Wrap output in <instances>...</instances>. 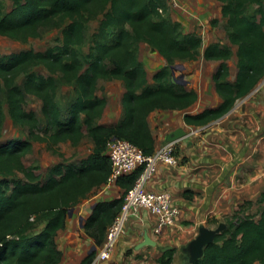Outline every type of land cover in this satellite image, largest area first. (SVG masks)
<instances>
[{
  "label": "trees",
  "instance_id": "obj_1",
  "mask_svg": "<svg viewBox=\"0 0 264 264\" xmlns=\"http://www.w3.org/2000/svg\"><path fill=\"white\" fill-rule=\"evenodd\" d=\"M222 13L228 18L231 45L219 41L205 47L204 56L220 61L213 78L222 97L215 107L185 115L192 125H207L226 115L237 100L249 94L264 78V0H220ZM0 0V36L21 41L42 35L45 28L61 27L62 43L45 51L33 48L19 53L0 54V135L6 106L12 118L30 129V139H13L0 144V264H62L63 252L57 242L59 231L73 207L106 183L112 170L108 142L112 137L126 138L147 154L156 149V139L149 115L156 109H186L199 94L174 81L171 68L176 59H197L203 45L201 35L183 32L179 21L166 16V0ZM258 5L250 12L253 5ZM103 15L99 33L110 42L96 40L89 66L79 52L87 39L90 20ZM140 41H147L166 58L168 64L153 76L156 85H149L148 72L139 59ZM238 56L235 81L229 76V59L233 46ZM44 65L52 72H62L66 81L75 84L78 96L64 115L56 95L55 76L39 74L35 67ZM23 77L22 84L19 78ZM100 78L122 79L124 117L117 123L98 122L107 105V98L97 94ZM28 94L42 101V113L49 134H41L40 118L35 110L25 107ZM84 114V118L83 115ZM83 124L93 138L91 154L80 164H56L53 173L43 181L36 167H28L24 156L33 140L54 143L70 140L78 144L85 136ZM142 168L122 176L118 184L124 192L111 200L97 201L84 222L88 235L101 245L109 225L121 210L125 192L135 184ZM18 172H23L20 177ZM189 197L190 192H186ZM260 217L241 214L247 200L226 221L228 227L215 242L205 248L204 256L193 264H264V190ZM97 248L81 264H93ZM174 248L159 257L161 264H171Z\"/></svg>",
  "mask_w": 264,
  "mask_h": 264
},
{
  "label": "crops",
  "instance_id": "obj_2",
  "mask_svg": "<svg viewBox=\"0 0 264 264\" xmlns=\"http://www.w3.org/2000/svg\"><path fill=\"white\" fill-rule=\"evenodd\" d=\"M195 89L199 98L188 108L156 109L149 115L156 149L165 143L166 135L174 129L183 127L187 132L177 140L178 163L169 165L160 162L157 171L146 183L150 190H171L174 201L181 208L177 223L166 227L163 234L157 236L154 232L156 216L140 208L131 216L126 234L119 238L111 258L96 264H161L159 257L166 245H172L175 250L171 264H185V247L198 234L202 224L213 227L215 222L224 221L247 200L260 197L264 190V137H259L264 132V83L253 89L252 94L250 92L247 97L238 99L234 111L241 110L243 120L234 118L228 125L223 122L235 113L234 107L207 125L186 122L187 113H198L222 102L216 86L204 105L200 89ZM258 91L261 93L257 94ZM244 102L249 104H246L247 112L242 108ZM247 115L252 120L251 125L246 124ZM188 191L189 197L186 195ZM123 192L124 188L118 183L111 187L104 183L85 199L83 206L91 214L97 201L111 200ZM75 208L68 215L65 228L59 231L65 230L64 239L60 242L57 238L64 253L62 264H81L94 246L99 251L100 245L95 244L84 227L89 214L85 215L81 208L74 212ZM146 232L157 240V245L140 244ZM67 253L75 256L73 262L67 260Z\"/></svg>",
  "mask_w": 264,
  "mask_h": 264
},
{
  "label": "rangeland",
  "instance_id": "obj_3",
  "mask_svg": "<svg viewBox=\"0 0 264 264\" xmlns=\"http://www.w3.org/2000/svg\"><path fill=\"white\" fill-rule=\"evenodd\" d=\"M166 2L168 4L166 16H168L172 20L179 21L183 32H194L201 35L203 38V45L200 49V55L198 56V58L193 60L176 59L171 68V76L172 79L177 82H179L178 79L185 80L187 83L183 84L187 88L198 87L202 93L201 96L204 100L202 101V104L204 105L205 102L210 98L209 96L211 95L212 89L215 87L213 75L220 64V61L209 60L205 58V47L215 41H219L225 45H231L230 39L228 37V18L222 13L223 3L220 0H166ZM12 5V0H6L7 10H9ZM257 6L258 5L256 4L253 5L250 9V12L255 11ZM102 17L103 15H100L98 18L89 21L86 42L83 45L79 46V52L84 62V68H87L89 66V62L92 60L91 54L93 53L95 41L102 40L104 42H110L114 37L113 29L109 30L107 36L100 35L99 25ZM62 37L61 27L45 28L42 35L31 37L28 41H21L15 38L1 35L0 54L14 52L19 53L31 48L42 51H45L49 48L54 49L56 48V46L62 43ZM137 46L139 59L144 63V66L148 72V83L149 85L155 86L157 83L153 78L154 74L161 68L165 67L168 62L166 58L157 50V48L152 46L149 42L140 41ZM233 50L234 54L229 59L231 68L229 79L231 81L236 80L238 72V56L236 53V46H233ZM35 70L41 75H52L57 78L58 88L56 100L63 110L64 115H68L71 109V104L78 96L77 91L75 90V84L66 81L63 77L62 72H52L44 65L36 66ZM22 82L23 77H20L19 83L22 84ZM263 83L264 78L258 83L257 86ZM125 90V82L122 79H99L97 94L107 98L108 106L107 111L104 115H102L100 119H98V122L111 124L117 123L122 119V115H125V107L123 104V95ZM261 91L263 92V89ZM261 91H258L257 94H260ZM238 101L239 100H237L236 104L238 103ZM236 104L233 108V111L235 110ZM246 104L249 105L247 102H244V105L242 106L243 111H246L245 109L248 110V106H246ZM25 107L28 110H35L37 112L40 118V127L37 130L41 134L48 135L49 133L46 131L49 127L47 120L42 113L41 99L33 94H28ZM241 112V110L240 112L236 111V114L234 113L232 117H229V119H226L223 123L228 125L230 122H233L234 118H237V120L239 118L243 120V117L240 115ZM82 116L84 118V114ZM119 118L121 119L119 120ZM245 121L247 125L252 124V120L248 115ZM83 128L85 136L78 144H73L70 140L61 141L58 143L46 140H33L31 149L24 156L25 164L28 167H36V172L40 173L41 179L43 181H45L53 173V168L56 164H80L83 159L87 158L91 154L94 148V141L88 133L87 125L83 124ZM259 137H264V132H261ZM18 138L30 139V129L27 125H23L22 123L14 120L6 106L4 125L2 134L0 135V144L7 143L13 139ZM18 175L25 178L23 172H18ZM85 201L86 200H83L78 203L75 206L76 208L74 212L76 211V209L81 208L86 215L89 210L88 208L86 209L83 206ZM262 206L263 204L259 201L258 197L254 200L253 204L245 206L243 209H239L241 210V214L250 213L256 218H259L260 213L263 209ZM235 213L236 211L226 216L224 222H227L226 220L229 217L235 215ZM87 218L88 217H86V219ZM212 225H214L213 227H217L219 223L215 222ZM124 234H126V231L124 232ZM64 235L65 230H63L61 233H58L57 238L58 240L60 239V242H62V240L64 239ZM66 257L67 260L71 262L75 260V256H69V253L66 254ZM128 264H130V262H128Z\"/></svg>",
  "mask_w": 264,
  "mask_h": 264
},
{
  "label": "built area",
  "instance_id": "obj_4",
  "mask_svg": "<svg viewBox=\"0 0 264 264\" xmlns=\"http://www.w3.org/2000/svg\"><path fill=\"white\" fill-rule=\"evenodd\" d=\"M176 146L177 140L169 141L153 153L147 154L140 146L126 138L112 137L109 140L107 150L112 161V170L105 183L108 187L117 184L124 175L139 168H142V171L135 184L126 190L121 210L109 225L106 238L99 246L93 264L111 258L131 216L140 208H145L156 216L154 232L157 236L163 234L166 227L177 223L181 208L174 201L171 190H150L146 187L160 162L169 165L178 163Z\"/></svg>",
  "mask_w": 264,
  "mask_h": 264
},
{
  "label": "water",
  "instance_id": "obj_5",
  "mask_svg": "<svg viewBox=\"0 0 264 264\" xmlns=\"http://www.w3.org/2000/svg\"><path fill=\"white\" fill-rule=\"evenodd\" d=\"M179 82L186 84L185 80L178 79ZM186 130L183 127H179L174 129L172 132H169L166 135L165 143L169 141H176L186 135ZM74 208H72L73 210ZM71 210V211H72ZM228 227L227 222H220L217 227H209L205 224H202L199 228L198 234L190 240V242L186 245V258L185 264H193L194 262L201 259L205 254V248L208 244L215 242L216 236L222 232L224 229ZM157 240L152 238L148 232L145 233L144 240L140 243L141 245H157ZM172 245H166L162 247L163 251L171 249ZM97 247L94 246V249Z\"/></svg>",
  "mask_w": 264,
  "mask_h": 264
},
{
  "label": "flooded vegetation",
  "instance_id": "obj_6",
  "mask_svg": "<svg viewBox=\"0 0 264 264\" xmlns=\"http://www.w3.org/2000/svg\"><path fill=\"white\" fill-rule=\"evenodd\" d=\"M180 80H183V79H180Z\"/></svg>",
  "mask_w": 264,
  "mask_h": 264
}]
</instances>
